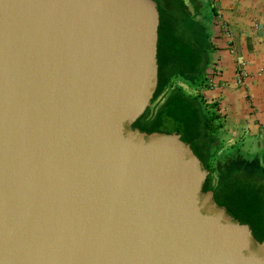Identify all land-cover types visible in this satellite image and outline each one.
Returning <instances> with one entry per match:
<instances>
[{
  "label": "water",
  "instance_id": "water-1",
  "mask_svg": "<svg viewBox=\"0 0 264 264\" xmlns=\"http://www.w3.org/2000/svg\"><path fill=\"white\" fill-rule=\"evenodd\" d=\"M155 0H0V264H264L177 133Z\"/></svg>",
  "mask_w": 264,
  "mask_h": 264
},
{
  "label": "flooded vegetation",
  "instance_id": "flooded-vegetation-1",
  "mask_svg": "<svg viewBox=\"0 0 264 264\" xmlns=\"http://www.w3.org/2000/svg\"><path fill=\"white\" fill-rule=\"evenodd\" d=\"M155 1L160 14V26L163 24L167 29L173 22L179 27V35L188 40L185 60L177 61L167 68L170 78L177 75L175 79L179 87L185 89L187 105L191 107L186 110V115L191 117L190 128L184 124L182 130L173 133L185 139L210 172L204 184V192L215 188L216 197L217 191L222 189L229 178L251 183L262 196L264 212V123L260 120L253 122L256 118L250 119L245 127L240 128L235 123L236 118H230L231 109L223 105L221 88L223 83L230 84L223 81L226 74L223 54L235 55L225 9L228 0ZM239 64L234 79L237 84L246 86V76ZM183 70L186 74H183ZM156 94L152 106L155 102L161 103L164 98V94H160L155 101ZM252 96L247 87L245 99L251 101ZM252 108L255 110L254 106ZM140 120L133 128L143 131ZM254 125L258 126L262 137L254 135ZM250 227L256 237L253 226Z\"/></svg>",
  "mask_w": 264,
  "mask_h": 264
},
{
  "label": "trees",
  "instance_id": "trees-1",
  "mask_svg": "<svg viewBox=\"0 0 264 264\" xmlns=\"http://www.w3.org/2000/svg\"><path fill=\"white\" fill-rule=\"evenodd\" d=\"M178 32L179 27L173 22L171 27L166 29L162 24L159 29L160 73L155 101L160 94H164V98L161 103L155 102L139 121L143 131L147 133L172 134L182 130L184 124L190 128L191 117L186 115V110L191 109L185 98L188 96L185 89L179 87V83L175 79L177 75L170 78V71L168 72L167 69L170 65H175L177 61H184L187 57L188 40ZM184 71L183 74H186ZM213 189L215 192V188ZM215 199L220 206H225L229 213L241 223L253 226L257 240H264L263 201L254 184L229 178L222 189L217 191Z\"/></svg>",
  "mask_w": 264,
  "mask_h": 264
},
{
  "label": "crops",
  "instance_id": "crops-1",
  "mask_svg": "<svg viewBox=\"0 0 264 264\" xmlns=\"http://www.w3.org/2000/svg\"><path fill=\"white\" fill-rule=\"evenodd\" d=\"M226 4L235 55L223 54L226 68L223 81L230 83H223L221 88L223 105L231 109L230 118L235 117V123L242 128L250 119L264 123V0H228ZM238 63L246 76V86L235 82ZM247 87L253 94L251 101L245 99ZM254 127V135L262 137L258 126Z\"/></svg>",
  "mask_w": 264,
  "mask_h": 264
}]
</instances>
